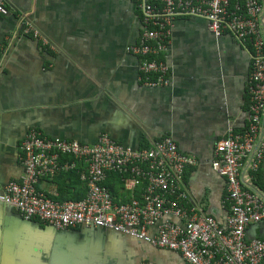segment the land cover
<instances>
[{
	"label": "crops",
	"instance_id": "0c3cea01",
	"mask_svg": "<svg viewBox=\"0 0 264 264\" xmlns=\"http://www.w3.org/2000/svg\"><path fill=\"white\" fill-rule=\"evenodd\" d=\"M5 6L9 13L0 17V187L24 175L21 145L33 129L43 137L86 144L108 134L133 151L171 136L196 161L184 175L187 192L202 213L226 226L227 181L212 161L229 129L240 132L249 123V45L229 31L212 33L204 19L177 18L165 50L154 57L168 64L170 82L151 86L141 80L143 57L129 50L142 34L143 15L135 0H5ZM29 27L41 37L28 33ZM249 163L245 187L264 200V159L257 173ZM76 165L43 177L38 190L60 201L79 196L77 190L86 185L73 188L74 181L79 176L85 182L81 177L88 165ZM107 183L119 201H132L120 178L109 177ZM65 185L67 192L61 189ZM97 229L102 250L125 264H187L178 252ZM51 230L56 229L0 204V264L42 263V246L54 240ZM246 236L264 239V220L249 225Z\"/></svg>",
	"mask_w": 264,
	"mask_h": 264
},
{
	"label": "built area",
	"instance_id": "2783aa9c",
	"mask_svg": "<svg viewBox=\"0 0 264 264\" xmlns=\"http://www.w3.org/2000/svg\"><path fill=\"white\" fill-rule=\"evenodd\" d=\"M135 1L143 15L142 34L129 50L143 57L139 70L146 85L170 82L168 64L154 57L165 50L177 18L204 19L212 33L219 36L229 31L252 48L248 126L240 132L230 128L227 137L216 144L212 161V168L227 181L230 212L226 226L202 213L187 192L184 175L196 161L183 154L171 136L148 149L133 151L108 134L86 144L43 137L33 129L21 145L24 175L0 187V204L59 231L77 227L111 230L178 252L187 264H264V239L248 240L246 236L249 225L264 220V200L243 181L247 162L257 173L264 159V0ZM8 13L5 0H0V17ZM27 32L41 37L30 27ZM64 157L72 162H63ZM77 161L88 165L81 177L88 185L83 199L60 201L38 190L43 177L76 169ZM110 174L119 175L132 201L115 200L107 186ZM150 228H156V233Z\"/></svg>",
	"mask_w": 264,
	"mask_h": 264
},
{
	"label": "flooded vegetation",
	"instance_id": "af4514ba",
	"mask_svg": "<svg viewBox=\"0 0 264 264\" xmlns=\"http://www.w3.org/2000/svg\"><path fill=\"white\" fill-rule=\"evenodd\" d=\"M50 233L54 240L42 246L40 264H125L102 250L97 228L77 227Z\"/></svg>",
	"mask_w": 264,
	"mask_h": 264
},
{
	"label": "trees",
	"instance_id": "16d2710c",
	"mask_svg": "<svg viewBox=\"0 0 264 264\" xmlns=\"http://www.w3.org/2000/svg\"><path fill=\"white\" fill-rule=\"evenodd\" d=\"M247 91H248V90H247ZM248 96H249V95H248ZM109 177H110V179H112L113 177H118V178H120L119 175H117V174H110ZM255 177H256V176H255ZM59 181H60V184L62 185L63 178L60 177ZM70 182H73V180H70ZM74 182H76V185H75L73 188H75V187L81 185L82 183H84V184L86 185L85 188H81V189L77 190V191L80 192V195H79V196H77V197H75V196H69L70 198H72V200H76V201H78V200L83 199V198L86 196V195L84 196V194H85V192H87V190H88V185H87V182H81L79 176H77V177L75 178V181H74ZM109 184H110V183H107V186L109 187V189H110V191H111L113 197L115 198V200H116L117 202H119L120 195H119L118 193H115V192L113 191L111 185H109ZM61 189H62L63 191H65V192H67V190H65V189H66V185H65V186H62ZM61 196H62V194H61ZM63 199H64V198H63Z\"/></svg>",
	"mask_w": 264,
	"mask_h": 264
}]
</instances>
